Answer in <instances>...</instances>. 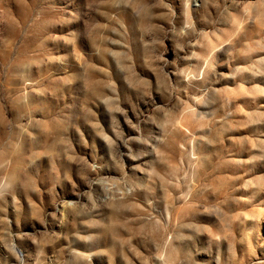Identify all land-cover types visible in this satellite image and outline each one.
Segmentation results:
<instances>
[{
	"label": "rangeland",
	"instance_id": "374dc122",
	"mask_svg": "<svg viewBox=\"0 0 264 264\" xmlns=\"http://www.w3.org/2000/svg\"><path fill=\"white\" fill-rule=\"evenodd\" d=\"M0 264H264V0H0Z\"/></svg>",
	"mask_w": 264,
	"mask_h": 264
}]
</instances>
